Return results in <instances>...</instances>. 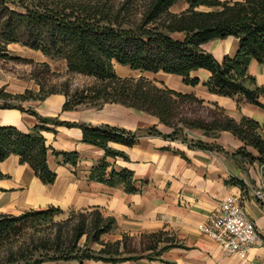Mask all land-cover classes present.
I'll list each match as a JSON object with an SVG mask.
<instances>
[{
    "label": "trees",
    "instance_id": "obj_1",
    "mask_svg": "<svg viewBox=\"0 0 264 264\" xmlns=\"http://www.w3.org/2000/svg\"><path fill=\"white\" fill-rule=\"evenodd\" d=\"M179 1L0 0V61L31 65L30 78L39 87L38 91L26 89L13 94L3 86L0 109H19L40 121L28 133L15 126H0V164L10 156H17L19 163L29 165L43 184L55 183L57 173L48 164L50 153L62 156L65 165L76 167L78 162L77 152L60 153L47 146L43 132H55L59 126L78 127L83 132V142L103 149L107 157L128 160L124 152L110 144L133 147L141 131L66 122L59 117L44 118L21 105L43 101L53 94L66 97L64 111L120 104L156 116L173 131L163 135L152 127L145 133L172 141H187L185 129L200 130L207 135L228 131L244 143L237 155L250 164L255 161L264 164V139L259 134L264 131V124L248 117L232 118L216 104L210 119L192 118L186 113V106L204 105L195 95L177 92L164 82L143 76L120 77L114 71L117 63L142 73L181 77L186 85L202 84L212 94L234 99L239 109L243 100L264 108L261 102L264 86H259L249 74L252 61L264 64V0H184L186 9L174 12L173 7ZM228 38L237 40L238 49L222 61L204 49L208 43ZM11 44L41 52L55 61H65L67 75H77L89 82L74 89L69 79L57 82L55 78H61V74L46 62L10 56ZM200 74L206 78H198ZM191 146L202 150L214 147L203 142ZM248 148L259 155L254 157ZM110 166L102 160L91 170L90 179L110 186L124 183L128 193L138 192L133 186V171L113 168L108 172ZM5 178L0 170V179ZM56 214L65 212L51 206L20 215L0 213V264L85 260L117 264L156 260L168 249L184 247L168 230L136 237L123 233L121 239L105 240L103 236L112 231L116 220L104 215L98 207L71 209L66 218L43 224ZM135 238L139 243L135 244ZM142 247L154 254L127 256Z\"/></svg>",
    "mask_w": 264,
    "mask_h": 264
},
{
    "label": "crops",
    "instance_id": "obj_2",
    "mask_svg": "<svg viewBox=\"0 0 264 264\" xmlns=\"http://www.w3.org/2000/svg\"><path fill=\"white\" fill-rule=\"evenodd\" d=\"M181 2L185 4L182 10L186 9L187 4L184 0ZM227 40H232L234 48L231 47V52L222 51L221 60L210 52L219 61L226 55H233L238 49V42L234 38L217 41ZM43 62L45 61L42 60L41 63ZM249 74L259 86H264V64L252 61ZM201 75L204 74L197 77L200 78ZM204 77L206 78L205 75ZM181 80L182 83L177 89L169 88L184 94H193L203 100L205 105L216 104L237 120L248 117L264 124V108L243 100L239 109L234 99L212 94L202 84L200 85L203 89L199 90V85L193 87L184 84L182 78ZM38 90L37 86L35 91ZM65 102L64 95L53 94L43 101H27L25 104L44 118L59 117L61 121L92 126L110 125L132 132H145L152 127H156L163 135L173 131L161 123L158 117L120 104H106L101 109L64 111ZM261 102L264 104V98ZM15 113H18L16 119L13 115ZM39 124L40 121L29 113L16 109H0V126H15L28 133ZM55 130L43 132L47 146L60 153L77 152V166L65 165L62 156L57 157L50 153L48 164L57 173V179L53 184H43L29 165L20 164L17 156H10L0 164L1 172L9 176L0 179V189L13 191L2 194L11 196L25 191L27 193L32 181L19 177V173L31 174L41 182L44 200L37 207L29 209L45 210L53 206L65 211L64 209L98 207L104 215L115 218L111 232L139 236L168 230L184 246L168 249L156 260L141 259L117 264H264V210L258 202L259 194H264V164L258 161L250 164L237 155L244 143L231 132L207 135L200 130L186 129L185 142L145 133L140 134L133 147L111 143L113 149L125 153L128 157L125 160L122 157H107L103 149L83 142V132L78 127L59 126ZM259 134L264 139V131H259ZM195 142L214 147L212 150L198 149L191 146ZM247 150L254 157L259 155L252 148ZM102 160L111 164L108 172L113 168L117 171H133V186L138 192L128 193L124 183L110 186L91 180V170ZM9 166H16V170L13 173L7 171ZM229 196L239 199L247 217L255 222L259 234L244 261L235 254L225 253L217 242L198 230V225L204 223ZM12 204L19 203L14 201ZM43 264L113 263L85 260L82 263L57 261Z\"/></svg>",
    "mask_w": 264,
    "mask_h": 264
},
{
    "label": "rangeland",
    "instance_id": "obj_3",
    "mask_svg": "<svg viewBox=\"0 0 264 264\" xmlns=\"http://www.w3.org/2000/svg\"><path fill=\"white\" fill-rule=\"evenodd\" d=\"M185 4L181 1H179L178 4H176L173 7L174 12H179L184 8ZM232 40H227V41H215L208 43L207 45L204 46V49L213 52L215 56L218 59H222L221 52L222 51H228L231 52V47L234 45L231 44ZM9 54L10 56H19L23 58H29L33 59L34 62L36 63H41V61H45L47 64L50 65L52 70L56 73L61 74V78L56 77L55 80L57 82L65 81L67 79L70 80L71 84H73V89L75 88L74 86H79L80 84H83L85 82H89L85 80V78H82L77 75H67V67H66V62L65 61H55V60H50L46 58V56L42 55L41 52L34 51L30 48L21 46L19 44H11L9 45ZM46 59H44V57ZM39 69V68H38ZM114 71L116 72L117 75L120 77H134V78H139L141 76L155 81V82H164L168 87L170 88H175L177 89L180 83H182L181 78L176 77V76H171L163 73H142L140 71L132 70L128 66H121L117 63H114L113 66ZM32 70V66L29 64L25 63H19L15 61L11 62H3L0 61V89L4 86L6 92L10 93H23L26 89H32L36 90L37 89V84H35L34 81L31 80L30 78V72ZM41 70V69H40ZM200 78L205 79L204 75H201ZM181 80V81H180ZM8 83V84H7ZM7 84V85H6ZM75 84V85H74ZM199 90L203 89L202 85H199ZM24 110H29L31 107L29 105L22 103L21 104ZM17 110V109H16ZM19 110V109H18ZM214 105H203L199 106L196 104L193 105H187L185 108L186 113L190 117H199L203 119H210V114L211 111H214ZM20 111V110H19ZM28 113V112H26ZM186 130V129H185ZM145 134V132H141V135ZM9 178V176H7ZM4 190V191H3ZM2 191L0 190V204L5 201V197L8 196L9 194H2L3 192H12L13 190H5L3 189ZM26 192V191H25ZM16 193L19 195V197H22L23 194L25 193ZM12 195V194H11ZM25 195V194H24ZM32 209H24L20 204L16 205H9L5 204L4 206H0V213H5V214H12V215H20L23 212L29 211ZM65 214H56L54 215L51 219H49L47 222H43V224L49 223L50 221H59L61 219H64L68 216L69 211L71 209H64ZM131 235V234H130ZM131 236H138L137 234L131 235ZM105 240H110V241H115L117 239L122 238V233H114L110 232L106 235L103 236ZM140 240L138 238H135L134 242L139 243ZM152 252L146 251L144 247L137 249V252L135 253H127L128 255H137V256H149ZM154 254V253H152ZM247 259V258H246ZM246 259H240L241 261H244Z\"/></svg>",
    "mask_w": 264,
    "mask_h": 264
},
{
    "label": "built area",
    "instance_id": "obj_4",
    "mask_svg": "<svg viewBox=\"0 0 264 264\" xmlns=\"http://www.w3.org/2000/svg\"><path fill=\"white\" fill-rule=\"evenodd\" d=\"M258 197L264 210V194ZM198 230L217 242L225 253L235 254L240 259L248 257L250 247L259 238L255 222L247 217L235 196L225 199L204 223L198 225Z\"/></svg>",
    "mask_w": 264,
    "mask_h": 264
},
{
    "label": "bare ground",
    "instance_id": "obj_5",
    "mask_svg": "<svg viewBox=\"0 0 264 264\" xmlns=\"http://www.w3.org/2000/svg\"><path fill=\"white\" fill-rule=\"evenodd\" d=\"M13 115H14L15 119L18 117V113H15ZM15 170H16V166H9L7 168V171H10L11 173H13ZM19 177H24V178L26 177L27 179L32 181L30 190H28V192L25 193V195H23L22 197H19L17 195H11V196L5 197L6 202H2L0 204V206H4L5 204L11 205L14 201H18V203L24 209H28L31 207H33V208L37 207L44 200V197L42 194L43 188H41V186H42L41 182L36 180L35 178H33V176L31 174L23 175V174L19 173Z\"/></svg>",
    "mask_w": 264,
    "mask_h": 264
},
{
    "label": "water",
    "instance_id": "obj_6",
    "mask_svg": "<svg viewBox=\"0 0 264 264\" xmlns=\"http://www.w3.org/2000/svg\"><path fill=\"white\" fill-rule=\"evenodd\" d=\"M46 58H48V57H46ZM48 59H50V58H48ZM50 60H52V59H50Z\"/></svg>",
    "mask_w": 264,
    "mask_h": 264
}]
</instances>
